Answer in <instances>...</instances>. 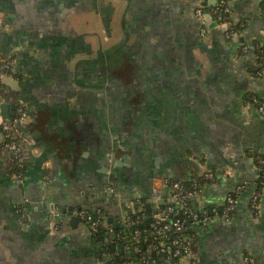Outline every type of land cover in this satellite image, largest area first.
Masks as SVG:
<instances>
[{
  "label": "crops",
  "instance_id": "0c3cea01",
  "mask_svg": "<svg viewBox=\"0 0 264 264\" xmlns=\"http://www.w3.org/2000/svg\"><path fill=\"white\" fill-rule=\"evenodd\" d=\"M219 1L0 0V69L17 58L1 78V115L14 117L17 105L29 115L18 132L22 179L0 136V264H105L113 238L100 242L71 209H104L110 225L111 216L126 225L129 201L152 211L171 202V179L202 180L196 209L222 207L242 186L230 222L191 230L187 264H243L248 255L264 264V116L251 100L264 97V0H229L230 38L212 18L201 30L198 7ZM121 42L130 47V102L114 88L101 95L102 51Z\"/></svg>",
  "mask_w": 264,
  "mask_h": 264
},
{
  "label": "built area",
  "instance_id": "2783aa9c",
  "mask_svg": "<svg viewBox=\"0 0 264 264\" xmlns=\"http://www.w3.org/2000/svg\"><path fill=\"white\" fill-rule=\"evenodd\" d=\"M207 11V12H206ZM209 13L212 17L225 28L224 36L230 38L237 32V26L231 20V8L229 6V0H220L216 5L211 8H207L205 4H201L197 9V15L202 21V33H207V27L205 25V15ZM248 52V48L244 46L241 49V53ZM259 61L264 67V50H261L259 54ZM17 63L15 56L10 57L4 68L0 69V81L3 76L11 74L12 69ZM262 75V71L258 72V76ZM252 102L255 104L258 112L264 116V97L253 95L251 97ZM1 103V94H0ZM29 119L27 110L23 105H17L16 114L10 119H5L1 115L0 110V132L3 133L2 149L9 155L12 162V169L14 176L18 179H22L25 174V152L23 146L18 140V132L21 126ZM259 164L264 167V158H258ZM204 178L212 180L214 179L213 172H206ZM167 186L171 191V202L162 207H157L152 212V220L149 223V228L142 230L137 228L134 230L131 240L136 243L124 244L125 250H134L143 260V264H187L194 256L192 233H184L186 229L190 231L195 226H206L216 219H220L225 222H230L234 211L238 204V192L242 189V186L236 191L237 194L230 195L222 207L212 208H200L193 210L190 207V198L196 196L199 190V180H194L192 188H188L183 181L180 180H167ZM110 194L113 192L118 194L112 186L108 188ZM138 201H129L127 207L129 212L124 215L123 222L126 226H132L130 213L137 215V222H141L146 216V210L139 204ZM177 206V208H176ZM253 206L257 209V197L254 199ZM99 217L95 218V215L88 209L80 207H74L71 209V214L82 219L88 223L91 230L97 233L101 227H105L109 235H114L116 241L119 242L120 234L115 233L113 227L107 222L101 209L96 211ZM57 218L61 216L60 211L55 210L54 214ZM25 218V214H22ZM145 243V249L141 248L139 242L142 240V234ZM174 233H180L174 235ZM123 244V243H121ZM150 252H157L165 254L166 260L159 262L157 259L149 258L147 255ZM112 254L108 252L107 258L110 259ZM264 257V256H263ZM264 263V258H263ZM117 264H131L130 260H125L122 263ZM243 264H259L256 257L252 255L245 256Z\"/></svg>",
  "mask_w": 264,
  "mask_h": 264
},
{
  "label": "flooded vegetation",
  "instance_id": "af4514ba",
  "mask_svg": "<svg viewBox=\"0 0 264 264\" xmlns=\"http://www.w3.org/2000/svg\"><path fill=\"white\" fill-rule=\"evenodd\" d=\"M115 49H117L116 52H114ZM101 62V95L109 96L108 90L114 88L112 94L115 97L130 102V75L133 71L130 65V47L126 46L124 42H121L112 46L109 50L102 51Z\"/></svg>",
  "mask_w": 264,
  "mask_h": 264
},
{
  "label": "trees",
  "instance_id": "16d2710c",
  "mask_svg": "<svg viewBox=\"0 0 264 264\" xmlns=\"http://www.w3.org/2000/svg\"><path fill=\"white\" fill-rule=\"evenodd\" d=\"M259 70L262 71L264 74V67H260ZM0 83H1V81H0ZM184 183L188 188H192L193 181H186ZM201 183H202V180H199V187L201 186ZM140 202H142V200H140ZM190 207L193 210H197L196 208H194L191 198H190ZM176 208H177V206H176ZM208 208H210V207H207V209ZM103 210L104 209H102V212L104 213ZM152 212H151V214H148L146 212L147 218H145L141 222H137V215L130 213L131 221H132V223H134L130 227L126 226V225L119 224V223H115V222L111 223V225L114 229V232L120 234V236H121L119 239V242H121L123 244L136 243L135 241H133L131 239L128 240V238L132 237L134 230L137 228H141L142 230H144V229L146 230L149 228V223L152 220V218H151ZM106 214H107V212H106ZM107 215H109V214H107ZM95 216H96V218H98L97 215H95ZM189 232H191L189 229H186L184 231V233H189ZM177 234H180V233H174V235H177ZM95 235H96L97 239L100 242H103L104 244L107 242V240L113 238V236H114V235H109L104 227H101L100 230L97 233H95ZM144 236H145V233L143 232L142 238H141L142 240L139 242V244H141L142 249H145V246H144L145 243H144V239H143ZM108 251L112 254V256L110 257V259L105 260V264H117V263H122L125 260H129V258L127 257V253L124 256H121L117 251L113 250V248L111 247V244H108ZM147 256L149 258L157 259L159 262H163L166 260L165 254H162V253L160 254L157 252H150Z\"/></svg>",
  "mask_w": 264,
  "mask_h": 264
},
{
  "label": "water",
  "instance_id": "95a60500",
  "mask_svg": "<svg viewBox=\"0 0 264 264\" xmlns=\"http://www.w3.org/2000/svg\"><path fill=\"white\" fill-rule=\"evenodd\" d=\"M207 12V11H206ZM213 19L214 20V18L209 14V13H206V15H205V19H207V20H210V19ZM211 21V20H210ZM215 24H218V22L216 21V20H214V22H212V24L210 23V25H215ZM0 136L2 137V140L4 139V137H3V133L2 132H0ZM103 159V162H104V164H106V165H108L109 166V168L107 169H105V172L107 171V173H108V177H109V180L110 181H113V180H116V176H115V174L112 172L113 171V163H112V161H111V159H110V157L109 156H106V157H103L102 158ZM109 188V186L107 187V189ZM167 188L168 189H170L168 186H167ZM117 192V191H116ZM108 193H110L109 191H108ZM118 193V192H117ZM112 195H113V197H117V195H116V193L115 192H113L112 193ZM195 196L194 197H192V200L194 201V203L193 204H195L196 205V201H195ZM31 205V203L30 202H28L27 203V206H30ZM207 206H209V204H207ZM152 204L151 203H147L146 204V210H147V213L148 214H151V212H152ZM63 210H64V212H66V208H63ZM71 221L72 222H78L79 221V219H78V217H76V216H73L72 218H71ZM109 222H114V217H110L109 218ZM111 244V247L113 248V250L114 251H118L119 252V254L121 255V256H124L125 254H126V252H125V250H124V245L123 244H118L117 243V241L115 240V238H114V236H113V241L110 243ZM105 250V249H104ZM132 254H134V252L132 251L131 252Z\"/></svg>",
  "mask_w": 264,
  "mask_h": 264
},
{
  "label": "rangeland",
  "instance_id": "374dc122",
  "mask_svg": "<svg viewBox=\"0 0 264 264\" xmlns=\"http://www.w3.org/2000/svg\"><path fill=\"white\" fill-rule=\"evenodd\" d=\"M113 1V0H112ZM107 16V15H106ZM107 19V17L106 18H104V20H106Z\"/></svg>",
  "mask_w": 264,
  "mask_h": 264
},
{
  "label": "bare ground",
  "instance_id": "6f19581e",
  "mask_svg": "<svg viewBox=\"0 0 264 264\" xmlns=\"http://www.w3.org/2000/svg\"><path fill=\"white\" fill-rule=\"evenodd\" d=\"M111 250V249H110Z\"/></svg>",
  "mask_w": 264,
  "mask_h": 264
}]
</instances>
